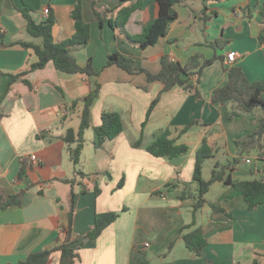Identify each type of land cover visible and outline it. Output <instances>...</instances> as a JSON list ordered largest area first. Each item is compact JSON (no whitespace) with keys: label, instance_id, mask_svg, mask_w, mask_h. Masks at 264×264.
<instances>
[{"label":"crops","instance_id":"0c3cea01","mask_svg":"<svg viewBox=\"0 0 264 264\" xmlns=\"http://www.w3.org/2000/svg\"><path fill=\"white\" fill-rule=\"evenodd\" d=\"M75 3L40 0L32 18L43 22L42 11L48 8L55 20L53 40L60 42L74 33L70 12ZM81 4L90 26L89 41L71 54L80 67L91 59L97 75L66 74L49 61L44 68L12 81L11 76L36 61L34 53L18 42L40 45L41 40L27 33L19 0H0V196H20L19 206L0 212V264H17L28 254L52 250L64 240L60 229L67 226L71 191L65 180L74 177V166L63 137L68 129H78L81 100L96 84L99 96L90 108L78 165L85 176L77 178L79 184L73 187L71 240L78 254L74 264H136L139 252L146 254L149 264H264V204L249 210L242 196L222 199L230 186L215 182L204 195L206 203L193 215L198 188L192 180L195 152L204 139L213 156L203 163L210 165L206 177L202 166L203 180L210 178L215 165L225 167V176L235 181L264 180V155H259L264 154V138L260 150L240 151L235 145L256 130L262 112L241 113L230 120V105L212 102L213 92L228 82L232 68L240 69L248 83L264 81V0H177L176 20L156 44L143 49L124 41L107 20L100 28L92 0H81ZM118 6V0H100L96 7L114 10ZM158 11L156 0H142L125 24L126 33L142 34ZM229 52L236 58L226 65ZM112 53L131 57L134 73L105 67ZM194 57L211 64L188 78L192 89L175 86L162 92L160 82L148 83L139 72L158 73L163 58L185 66ZM157 97L143 129L142 145L136 148L133 143ZM103 111L118 113L123 130L96 149L93 129ZM165 129L177 138V144L188 146L187 154L168 159L145 151L154 135ZM29 155H35L39 163L29 162ZM108 212L117 213V219L97 238H85L95 215ZM190 224L183 234L196 228L204 233L206 244L200 256L191 255L182 240L180 232ZM50 264H59V252L51 254Z\"/></svg>","mask_w":264,"mask_h":264},{"label":"trees","instance_id":"16d2710c","mask_svg":"<svg viewBox=\"0 0 264 264\" xmlns=\"http://www.w3.org/2000/svg\"><path fill=\"white\" fill-rule=\"evenodd\" d=\"M21 7L20 13L26 20L27 33L32 38L41 40L40 45H35L28 42H18V44L27 50H31L36 61L32 63L26 70L20 72L18 75L11 76V80L15 81L28 72L39 70L51 61L56 70L66 74H82L86 77L96 76L97 72L92 67L91 59H88L84 67H80L76 62V58L71 54L72 49L84 48L89 41L90 26L84 20L82 14L81 0H76V3L70 12V18L73 22L74 33L71 37L55 42L52 36V28L55 20L48 15L43 22L36 23L32 14L40 7V0H19ZM100 0H92V10L97 17L99 27L101 28L104 21H108L110 27L118 32L124 41L139 46L141 49L156 44L158 39L165 35L170 23L176 20L177 14L174 10V5L177 0H156L159 6L158 16L156 20L145 26L142 34L138 36H130L125 31V24L131 13L141 7L142 0H118L119 6L110 10L107 8L97 9V4ZM131 1L128 6H122L124 2ZM134 1V2H133ZM262 21V30L264 32V13ZM211 61L198 62L197 58H192L187 65L181 66L178 63L170 62L167 59H161V69L156 74H151L148 71L140 70L144 74L146 81L160 82L163 85L162 92L169 91L175 86H182L186 89H192L188 84V78L191 75H199L201 70L210 65ZM115 66L128 74L134 73V60L131 57L120 53H112L108 55L105 67ZM192 70H195L192 72ZM28 85L26 80H23ZM100 86L95 85V88L81 100L82 109L80 112V123L76 131L68 129L63 137V141L68 147L70 161L74 166V177L65 180V183L71 186V191L67 196L68 211H67V226L63 228L64 240L52 250L38 251L30 253L22 261L17 264H50V256L53 252H59V264H74L78 259V254L72 247L71 240V225L74 215V201L75 193L73 187L77 182V178L82 179L85 174L78 169L80 163V156L84 146V132L89 128L90 108L93 102L99 96ZM158 101L155 98L148 110L144 121L141 124V131L139 138L133 143V146L139 148L142 145L143 129L148 121L149 115ZM212 102L223 106L230 105L229 119L239 116L241 113H251L254 110L262 112L263 117L257 119L256 130L250 135L235 141L236 147L240 151H245L249 148L262 149V140L264 138V81L248 83L243 73L238 68H232L228 72V82L216 89L212 95ZM77 104V101L72 103V107ZM195 124L194 122L182 128L178 137L186 133L188 129ZM123 130L122 120L118 113L103 111L100 114V123L93 129V146L96 149L102 147L103 143L115 139ZM177 138L171 137V132L165 129L154 135L150 144L144 147L145 151L154 157L160 158H177L188 153V146L184 144H177ZM263 156V153L259 154ZM213 152L207 145L204 139L195 152V163L192 180L197 184L198 192L195 197L196 203L193 207V215L196 210L201 208L206 202L204 195L210 185L215 182H223L230 186V193L223 195L221 198L226 199L233 195L242 196L247 204L249 210H254L264 204V180L253 179L247 181L232 180L229 175L225 176V167L215 165L211 171L210 178L203 180L202 166L203 163L212 158ZM24 170L20 172V178ZM122 186V181L118 183V188ZM169 187V185L167 186ZM85 190L82 189L83 193ZM95 195L99 193L97 188L94 189ZM20 205V196H0V212L11 207ZM214 210H219L218 205L210 204ZM118 217L117 213L108 212L96 214L94 223L90 231L85 235V238L95 239L99 236L101 231L108 225L113 223ZM193 224L182 228V240L188 252L193 256H200L206 244L204 233L201 229H192L188 233L182 232L192 227ZM136 264H149V260L145 253L139 252L135 257Z\"/></svg>","mask_w":264,"mask_h":264},{"label":"built area","instance_id":"2783aa9c","mask_svg":"<svg viewBox=\"0 0 264 264\" xmlns=\"http://www.w3.org/2000/svg\"><path fill=\"white\" fill-rule=\"evenodd\" d=\"M42 15H43V18L44 19H47L48 15H49V9L48 8H45L43 9L42 11ZM236 58V55L234 52H229L226 57H225V61H224V64L228 65V64H232L234 62ZM27 160L33 164H38L39 161L37 159V157L35 155H29ZM245 163L246 164H249L250 163V160L246 159L245 160ZM60 232H63V228L60 229ZM148 244H145V247H147Z\"/></svg>","mask_w":264,"mask_h":264},{"label":"rangeland","instance_id":"374dc122","mask_svg":"<svg viewBox=\"0 0 264 264\" xmlns=\"http://www.w3.org/2000/svg\"><path fill=\"white\" fill-rule=\"evenodd\" d=\"M35 41L39 42L38 39H36ZM258 111H259V110H258ZM209 166H210V165L207 164V162L204 164V166H203V177L208 176V170H209V168H210ZM117 186H118V184H117Z\"/></svg>","mask_w":264,"mask_h":264}]
</instances>
